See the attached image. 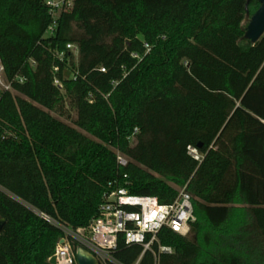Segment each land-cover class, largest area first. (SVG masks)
<instances>
[{"label": "trees", "instance_id": "1", "mask_svg": "<svg viewBox=\"0 0 264 264\" xmlns=\"http://www.w3.org/2000/svg\"><path fill=\"white\" fill-rule=\"evenodd\" d=\"M248 3L73 0L46 37L44 0H0V264H51L62 228H88L121 188L162 205L186 188L196 220L152 251L120 238L109 264H264V35L244 39Z\"/></svg>", "mask_w": 264, "mask_h": 264}, {"label": "built area", "instance_id": "2", "mask_svg": "<svg viewBox=\"0 0 264 264\" xmlns=\"http://www.w3.org/2000/svg\"><path fill=\"white\" fill-rule=\"evenodd\" d=\"M52 18V24L46 32L51 37L55 31L57 20L63 12L73 7V0H44ZM68 50L78 55V49L68 45ZM1 89L9 90L6 83L4 68L0 63ZM58 84V83H57ZM188 154L198 162L204 160V155L195 147L188 148ZM118 164L126 167L128 162L122 156L118 157ZM127 178V176H125ZM112 187V186H110ZM105 202L100 213L88 228L72 231L62 228L65 238L56 248L53 258L56 264H76L75 253L71 241L87 250L99 264L115 263L113 253L118 248L120 238L127 245H141L145 252L152 251L161 230L168 228L182 237H189L191 224L195 222L192 196L183 188L174 203L162 205L153 196L130 195L125 188L115 189L105 195ZM163 253L171 254L170 248H160ZM139 264V261L136 263Z\"/></svg>", "mask_w": 264, "mask_h": 264}, {"label": "water", "instance_id": "3", "mask_svg": "<svg viewBox=\"0 0 264 264\" xmlns=\"http://www.w3.org/2000/svg\"><path fill=\"white\" fill-rule=\"evenodd\" d=\"M260 4V8L254 15H250L249 3L246 5V23L244 39L256 44L264 35V0H255ZM7 223L6 219L0 218V234ZM64 244V241H61ZM76 264H99L98 260L92 256L87 250L78 247L75 253ZM51 264H56V259L52 258Z\"/></svg>", "mask_w": 264, "mask_h": 264}, {"label": "rangeland", "instance_id": "4", "mask_svg": "<svg viewBox=\"0 0 264 264\" xmlns=\"http://www.w3.org/2000/svg\"><path fill=\"white\" fill-rule=\"evenodd\" d=\"M245 24L247 25V23L245 22ZM0 87L2 88V85L0 84ZM63 121H65L66 123H68L71 126H74V122L76 121V114L74 112L70 111V118L69 119H63Z\"/></svg>", "mask_w": 264, "mask_h": 264}]
</instances>
